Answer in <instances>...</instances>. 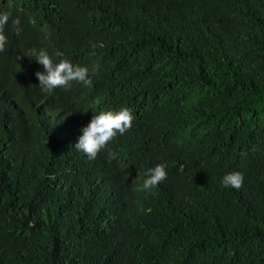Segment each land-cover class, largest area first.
Masks as SVG:
<instances>
[{"label": "trees", "instance_id": "1", "mask_svg": "<svg viewBox=\"0 0 264 264\" xmlns=\"http://www.w3.org/2000/svg\"><path fill=\"white\" fill-rule=\"evenodd\" d=\"M0 12V264H264V0ZM33 48L87 67L91 86L42 91ZM125 107L132 127L95 159L75 148L94 115ZM158 164L166 180L142 191ZM233 171L239 189L222 184Z\"/></svg>", "mask_w": 264, "mask_h": 264}, {"label": "clouds", "instance_id": "2", "mask_svg": "<svg viewBox=\"0 0 264 264\" xmlns=\"http://www.w3.org/2000/svg\"><path fill=\"white\" fill-rule=\"evenodd\" d=\"M10 13L0 12V52H4L7 44V37L4 34V26L9 21ZM16 34L19 35V18L12 21ZM94 54V53H93ZM57 56L62 53L57 52ZM26 56L34 58L37 63L43 66L44 71L35 72L42 91L52 93L56 88L68 89L71 82H82L86 86H91L89 78V69L84 66H74L67 60L54 62L46 50L35 48L31 49ZM99 65H94L92 71L95 73ZM133 115L130 109L121 108L119 111H103L94 115L91 121L82 128V135L79 137L75 148L87 155L89 159H95L96 156L112 141L119 133L123 135L132 127ZM114 156L115 154H110ZM167 172L165 165L158 164L149 168L146 178L143 181L141 190H151L166 180ZM243 174L239 171L227 173L222 178L224 187L239 189L243 185Z\"/></svg>", "mask_w": 264, "mask_h": 264}]
</instances>
